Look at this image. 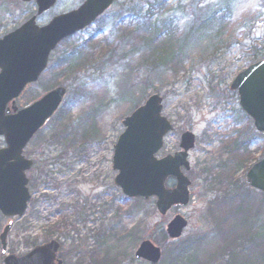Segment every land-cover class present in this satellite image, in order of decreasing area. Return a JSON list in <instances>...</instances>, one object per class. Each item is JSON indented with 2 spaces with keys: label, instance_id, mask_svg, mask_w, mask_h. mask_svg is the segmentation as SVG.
<instances>
[{
  "label": "rangeland",
  "instance_id": "rangeland-1",
  "mask_svg": "<svg viewBox=\"0 0 264 264\" xmlns=\"http://www.w3.org/2000/svg\"><path fill=\"white\" fill-rule=\"evenodd\" d=\"M84 1L59 0L51 10L38 14L35 1L0 0V38L34 15L39 25H46L54 16L76 9ZM190 1L167 0V9L162 11V17H172L174 21L171 31L175 40L186 32L193 18L178 6ZM198 1L224 9L220 0ZM151 2L117 0L91 26L64 40L51 55L39 81L18 99V106L22 107L57 86L67 88L60 111L25 149L27 158L36 163L28 173L32 198L25 216L13 219L8 239L10 253L23 255L36 244L57 239L62 242L59 255L67 264H150L136 258L135 251L143 240L151 239L163 249L159 264H264V198L254 190L235 197L229 194L227 201L223 194L240 186L247 171L237 169L239 164L234 163L225 177L219 171L230 154L226 147L232 145L239 132L253 131L254 145L236 162L264 154V134L256 131L253 121L241 110L238 96H232L229 90L233 78L249 65L250 20L263 11L262 0H232L228 19L231 24L228 22L225 31L226 42L232 43L230 47L223 45L215 52L212 39H196L180 56L176 71L159 73L147 66L153 61L150 58L148 63L151 50L158 43H152L147 51L143 44L145 34L134 30L136 24L131 18L125 17L121 23L117 19L123 6L140 5L146 11ZM129 24L133 28H128ZM255 34L257 41L263 43L264 28L259 27ZM90 37L94 39L92 47L82 54L90 59L77 67L73 65L69 71L67 66L59 67L63 57ZM103 49L112 54L110 61L91 62L93 57L89 54L98 55ZM153 93L163 96V114L174 125L159 157L178 150L185 130H191L197 138L190 152L188 172L191 201L173 208L166 216L155 213L150 204L124 200L126 197L114 185L117 171L112 158L114 145L125 129L122 121ZM5 145L0 137V148ZM53 154H64V168L48 166ZM173 185L174 181L168 183ZM44 194L49 195L47 201L42 199ZM112 201L114 208L107 218V204ZM83 208L87 211L82 216ZM57 211L67 215L76 229L46 237L53 228L49 223L60 217L55 215ZM176 214L189 222L179 248L189 243L191 258L177 256L164 238L166 225ZM144 218L145 226L140 227ZM7 221L0 213V234ZM102 223H113L115 228L104 235L101 246L95 235ZM3 258L0 247V264Z\"/></svg>",
  "mask_w": 264,
  "mask_h": 264
},
{
  "label": "water",
  "instance_id": "water-1",
  "mask_svg": "<svg viewBox=\"0 0 264 264\" xmlns=\"http://www.w3.org/2000/svg\"><path fill=\"white\" fill-rule=\"evenodd\" d=\"M35 1L38 14L50 10L57 0ZM115 0H85L75 10L55 16L47 25L40 26L34 15L20 27L0 38V137L6 145L0 148V212L9 220L0 234L2 253H7L12 218L23 217L31 199L27 172L33 161L24 150L57 112L67 89L59 86L38 100L20 108L18 98L27 87L36 83L47 69L50 55L58 44L69 36L91 25L105 13ZM239 102L260 133L264 132V58L240 72L231 84ZM163 98L152 94L146 102L123 120L125 131L114 145L113 169L117 187L127 198H156L158 213L165 216L173 207L186 206L191 200V180L185 173L191 169L189 151L196 145L191 131L183 133L180 151L157 157L164 147L166 135L173 130L170 120L162 114ZM170 178L174 187H167ZM247 182L264 193V157L247 172ZM188 220L177 214L166 226L169 238L183 236ZM58 240L35 246L24 255L8 254L4 264H63L58 257ZM138 259L158 264L162 249L146 239L135 252Z\"/></svg>",
  "mask_w": 264,
  "mask_h": 264
},
{
  "label": "trees",
  "instance_id": "trees-1",
  "mask_svg": "<svg viewBox=\"0 0 264 264\" xmlns=\"http://www.w3.org/2000/svg\"><path fill=\"white\" fill-rule=\"evenodd\" d=\"M166 1L167 0H152V2L150 3L151 8H148V10L146 11H143L142 6L140 5H132L128 8L123 6L117 15V19L120 18L118 20L120 21V23L122 21H125V17L131 18L132 23L136 24L134 30L136 29L140 35L145 34L143 36V44L147 51H150L153 45L152 43H158L156 47L153 46V50H151L149 58L147 57L148 63H150V58H152L153 60L150 64L147 65L150 69L152 68V70H154L156 73L162 72L164 70L176 71L180 63V56L185 54L191 42L196 39H198L199 41H203L209 38L210 40L212 39L214 43L213 48L215 52H218L220 48L223 47V45L226 47H230L232 45V43H230L228 40L227 42L225 40V31L226 28H229L228 19L231 15L232 0H220V3L224 7V9H222L221 6L217 8L214 5H202L203 3L198 0H191L188 5L179 4L178 9L182 12H189L193 18L186 32L180 38H176V40L174 37L175 35L173 30L171 31V27L174 22L172 17H162V14H164L162 11L167 9ZM261 6L263 11L257 14L254 19L250 20V32L252 33V35L248 38L252 41V43L249 45V51L251 56L249 64L264 57V41L263 43L258 42L255 37V30H257L259 27L264 28V0H262ZM131 25L132 24H129L128 28H133ZM261 38L264 39V35ZM93 40V37L88 38L86 41L83 42L81 46L74 49V51L70 55H68L67 57H63V59H61L58 63L59 67L67 66L66 68H68L67 70L69 71L72 69L71 67L73 65L77 67L79 64L85 63L88 59H90V57H83L82 54L84 51L89 50V48L92 47L91 42ZM89 55L93 57L91 59V62L95 60L98 61L101 59L104 61L107 60L109 62L110 56L112 54L110 52H107L106 49H103L99 50L98 55L96 54V52H91V54ZM77 56H79L78 59ZM76 60L78 61L76 62ZM33 100H35V98ZM139 105H137L136 107H138ZM239 134L240 135L237 136V139L233 141L232 145L226 147V151L228 152V154H230L228 158L222 162V166H219V171L221 172V176L223 177H225L224 173L229 170V166H232L233 163L239 164L237 169L243 168L247 171L253 161L255 162L259 159H254V157L250 156L249 159L246 160V162H236V159H242V156L246 152L251 151L250 147L254 145L253 131L247 130L244 132V134H242L241 132H239ZM49 158L50 159H48V166L57 167L60 165L61 168H64L66 166L65 163H63L62 161V159L64 158V154H53ZM227 182L231 184L228 179ZM252 191H254V189H252L248 185L246 179L244 178V180L240 183V186L237 185L236 188L234 187V189L227 190V192H225L223 196L225 199H228L227 201H229V194L231 197H235L236 194L243 195V193ZM261 195L264 198V194L261 193ZM42 199L47 201L49 199V195H42ZM123 199L127 200V198ZM134 201L138 205H140V203L146 205L150 204L153 208V211L157 213L155 207V200L152 199L151 201H145L142 198H137L134 199ZM112 204H114V201H112L111 204H107V218L110 216L112 208H114ZM86 211L87 210L83 208L81 215L83 216ZM55 215H60V217L55 223H49V226L53 228L46 232V237H53L57 232H62V230H70L71 232L76 229L74 225L69 222L67 215L62 214L61 211H57V214ZM117 215L118 210H116L115 218H117ZM145 223L146 219L144 218L139 222V226L143 227L145 226ZM114 228L115 226L113 223L109 225H105L104 223H102L99 229H97L95 235L98 244L102 246V243L105 241L106 238H104V235L110 229L113 230ZM164 235L166 243L174 247V250L177 252V256H181L183 254L184 258L193 257V255L188 252L189 243L186 244L183 249H180V240L172 241L168 239L166 233ZM64 264L67 263L65 262Z\"/></svg>",
  "mask_w": 264,
  "mask_h": 264
},
{
  "label": "flooded vegetation",
  "instance_id": "flooded-vegetation-1",
  "mask_svg": "<svg viewBox=\"0 0 264 264\" xmlns=\"http://www.w3.org/2000/svg\"><path fill=\"white\" fill-rule=\"evenodd\" d=\"M212 91H213V89H212ZM231 94V93H230ZM229 94V95H230ZM232 96H233V94H231ZM185 131H188V130H185ZM184 131V132H185ZM173 132V131H172ZM170 134V133H169ZM182 135H183V133L181 134V136H180V142H179V148H178V150L177 151H180L181 149H180V145H181V138H182ZM177 151H175L174 153H176Z\"/></svg>",
  "mask_w": 264,
  "mask_h": 264
}]
</instances>
